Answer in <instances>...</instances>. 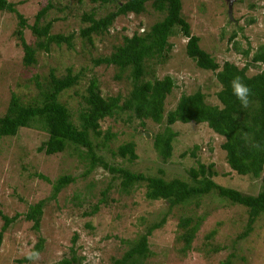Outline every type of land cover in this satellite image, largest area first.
I'll list each match as a JSON object with an SVG mask.
<instances>
[{
  "label": "rangeland",
  "instance_id": "374dc122",
  "mask_svg": "<svg viewBox=\"0 0 264 264\" xmlns=\"http://www.w3.org/2000/svg\"><path fill=\"white\" fill-rule=\"evenodd\" d=\"M6 1L14 4L25 20L22 32L28 45H33L36 39L27 27L32 25L36 12L46 5L49 8L38 27L52 21L51 34H72L73 38L71 48L52 44L48 52L36 50V62L24 66L23 53L14 36L18 21L12 13H0V116L6 111L11 94L21 104H31L39 90L45 88L49 71L61 78L69 69L72 75H78L77 83L63 91L58 101L65 105L75 126H78L79 112L85 108L83 97L90 81L96 82L102 98L118 97L119 105L130 90V81L125 79L126 70L122 73L115 66L94 65L93 60L113 52V47L121 43V37L145 32L165 15L146 3L141 14L117 17L105 33L92 37V42L87 43L79 35V31L88 26L82 21V15L93 12L97 19L114 10L115 4L123 0H112L104 6L89 0ZM180 2L181 16L190 34L198 38L200 49L219 65L228 61L241 67L258 47L264 46V0ZM168 43L171 48L161 56L144 60L145 80L170 76L174 81L164 100V112L172 110L181 95L195 91L202 93L204 103L219 106L215 94L221 86L214 72L198 69L194 60L186 56V39L178 28L172 29ZM239 51H247L246 58ZM260 70L264 71V64H256L247 74ZM163 127L149 119H136L130 111H117L98 122L99 135L91 134L90 140L95 155L112 167L190 183L188 170L202 164L211 167L215 175L212 180L216 184L246 195L258 191L259 179L229 171L220 148L223 137L203 123L172 124L170 129L176 137L170 157L162 161L153 149L152 137L162 132ZM46 138L40 125L33 124L19 128L12 137L0 139V213L7 217L19 214L2 235L0 264H30L20 260L27 256L38 239L43 242L36 264H59L61 259L71 257L70 250L76 259L74 264H112V259L119 258L148 226L163 216L165 222L147 239L149 256L136 264H222L230 255L231 264H264V215L253 223L247 236L238 238L247 222L243 207L229 205L207 194L168 210L165 202L144 197L143 183L124 193L120 190L117 174L100 166H94L82 176L89 164L85 149L81 147L67 145L61 153L49 156L37 152L36 148ZM126 143L133 144L136 155L133 161L116 154V149ZM37 174L46 177L48 182L37 178ZM64 175L72 177L73 182L60 190L55 200L49 199L52 184ZM75 196L77 199H73ZM40 200L45 203L39 229L33 231L31 222L24 221L23 214ZM94 206H97L96 211H93ZM91 210L92 214H83ZM199 217L202 220L190 248L182 252L183 242L179 239L182 230L177 224L180 219L195 221ZM74 235L75 241L71 242Z\"/></svg>",
  "mask_w": 264,
  "mask_h": 264
},
{
  "label": "trees",
  "instance_id": "16d2710c",
  "mask_svg": "<svg viewBox=\"0 0 264 264\" xmlns=\"http://www.w3.org/2000/svg\"><path fill=\"white\" fill-rule=\"evenodd\" d=\"M104 6L112 0H89ZM149 3L150 7L157 12H165L163 18L152 24L149 29L141 33H133L130 37H121V43L113 47V52L108 56L93 60L94 65L115 66L118 72H128L125 79L130 81V90L119 105L118 97L102 98L99 94L97 84L90 81L83 97L85 108L77 116L78 126L73 125L65 105L58 101L59 95L77 83L78 75H72L69 69L63 77L54 76L52 71L48 73L45 88L39 90L31 104L23 105L18 98L11 94L5 113L0 116V139L14 136L19 128H28L33 124H39L46 133V140L36 148L49 156L61 153L67 145L85 149L88 158V167L82 173L87 175L94 166H100L110 173H116L119 179L120 190L128 192L133 186L144 184V197L151 201L161 200L166 203L167 209L182 205L189 200L213 194L229 205H238L246 209L247 222L245 229L238 238H243L251 231L253 223L264 215V151H257L252 147L253 143L264 145V71L260 70L248 75L247 72L255 68L256 64H264V46L258 47L251 55L249 61L241 67L224 61L219 65L208 53L198 46V38L190 34L189 26L181 16L180 0H123L115 4L114 10L105 13L102 17L94 18L90 15H82V21L88 26L79 31L80 37L87 43L92 42V37L101 36L107 28L119 16L133 14L138 15L144 11V6ZM49 5L38 10L34 16L32 25L27 27L36 41L28 45L23 38V28L26 27L25 20L16 11L15 5L0 0V13L14 14L17 19L18 29L14 36L19 42L22 50V64L32 65L36 62V50L49 51L50 45L56 47L64 44L71 48L73 35L51 34L52 21L46 22L38 27L39 20L48 10ZM178 28L182 37L186 39L185 54L194 60L198 69L214 72L216 81L220 84V90L215 94L216 104L204 103L202 93L195 91L188 95H181L175 107L164 112V100L174 86L170 76L161 79L145 80V59L161 56L171 46L168 38L171 37L173 28ZM246 58L247 51H239ZM239 76L251 89L253 95L248 108L241 107L239 101L232 93L231 81ZM119 78V75H116ZM117 111H130L136 119H149L155 124H163V130L156 133L152 139L153 149L162 161H166L171 154L172 141L176 133L170 129L174 123L205 124L212 132L223 137L220 145L224 152V160L230 172L239 176H249L260 180V186L255 194H243L236 189L216 184L212 178L215 176L211 167L197 164L196 168H190L188 175L190 183L179 179L165 180L160 176H145L134 173L121 167H112L94 153V146L90 135H99L98 122L105 117L112 116ZM141 126L142 123H140ZM109 136V135H108ZM106 136L105 138H108ZM132 143H126L116 149V154L127 157L133 161L136 158ZM195 148V147H194ZM194 153L191 152L190 156ZM37 178L48 182L42 175ZM73 178L64 175L58 177L52 184V192L49 199L55 200L56 195L73 182ZM105 192V191H104ZM104 195V193H102ZM73 199H77L75 196ZM102 202L99 201V203ZM45 201L40 200L28 207L23 214L24 221L31 222V229H39V220ZM94 206L93 211H96ZM92 210L84 215L92 214ZM19 217L14 214L7 217L0 213L2 224L0 226V244L5 230ZM202 217L192 221L190 218L180 219L177 228L182 230L179 236L183 242L181 248L185 252L190 248L191 241L196 233ZM165 222L163 216L157 223L151 224L143 234L139 235L130 247L119 258L112 259V264H136L149 256L147 239L153 230L159 229ZM75 241V235L71 242ZM42 239H38L30 250H41ZM69 259H61L59 264H74L76 259L70 250ZM230 255L222 264H231ZM20 262H29L26 256Z\"/></svg>",
  "mask_w": 264,
  "mask_h": 264
},
{
  "label": "clouds",
  "instance_id": "9594fccd",
  "mask_svg": "<svg viewBox=\"0 0 264 264\" xmlns=\"http://www.w3.org/2000/svg\"><path fill=\"white\" fill-rule=\"evenodd\" d=\"M231 88L233 95L239 101L241 107L248 108L251 103L250 97L253 95L252 89L245 84L239 76L232 79ZM252 147L257 151H264V145L260 143H253ZM26 259L30 262V264H36V262L40 259L39 251L33 250L29 252Z\"/></svg>",
  "mask_w": 264,
  "mask_h": 264
},
{
  "label": "water",
  "instance_id": "95a60500",
  "mask_svg": "<svg viewBox=\"0 0 264 264\" xmlns=\"http://www.w3.org/2000/svg\"><path fill=\"white\" fill-rule=\"evenodd\" d=\"M144 135H145V137H146V138H148V137H149V135H148V134H146V133H144Z\"/></svg>",
  "mask_w": 264,
  "mask_h": 264
}]
</instances>
